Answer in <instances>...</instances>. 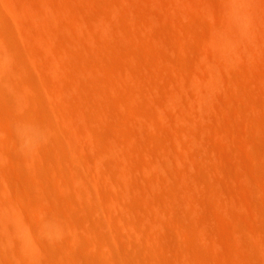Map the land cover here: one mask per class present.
<instances>
[{
    "label": "bare ground",
    "instance_id": "bare-ground-1",
    "mask_svg": "<svg viewBox=\"0 0 264 264\" xmlns=\"http://www.w3.org/2000/svg\"><path fill=\"white\" fill-rule=\"evenodd\" d=\"M171 1L209 30L142 80L125 3L0 0V264H264V0Z\"/></svg>",
    "mask_w": 264,
    "mask_h": 264
},
{
    "label": "rangeland",
    "instance_id": "rangeland-1",
    "mask_svg": "<svg viewBox=\"0 0 264 264\" xmlns=\"http://www.w3.org/2000/svg\"><path fill=\"white\" fill-rule=\"evenodd\" d=\"M112 1L117 2L120 5H123L125 3L124 6L126 4L128 5V3L125 0H112ZM134 1L135 2H132V4L134 3L133 4L134 6L136 4L137 6L136 10L138 11L140 9L141 11L137 12L135 9H133L136 8V6L134 7L133 5H130L129 6L130 11H127V9L129 10V8L125 6L124 9L116 11L117 13L115 12L116 14L115 17L121 20L123 26H125L128 30H133L135 32L138 31L137 34L120 33L117 35L120 45L123 46V49L118 48L117 46L114 47L112 46L111 52L113 56L111 57L116 62L122 65L129 66L131 69H133L136 72L139 78L145 80L151 74V70H152L151 64H155V65L158 64L165 65L168 63L179 64L184 59L183 53L185 51H193V52L199 51L203 39L201 38V36L203 33H204L203 36L205 34L207 35L209 29L207 28V26L205 27L204 24L203 25L201 24V26L199 25L200 27L197 26V28H199L200 30L199 29H198L199 31L196 29L195 30L198 33L200 32V34L202 33L201 36L199 35L200 36L199 38L196 36V34L188 33V30L186 29V24L190 21V18H188L186 14L188 12L191 13V11L194 9L191 8V3L186 2L184 3L185 5L183 7H178L174 5L171 0H134ZM154 1H156L157 3L156 2L154 3ZM195 1H199L197 3L198 5L199 4L203 5L204 3H208V0H195ZM210 1L211 0H209L207 6H210L211 4L213 5L214 3H215L214 5H216L218 2V0H212L211 3ZM129 4H131V2ZM123 10H126L128 13L131 12L134 14L131 13L128 14L125 11L122 12ZM142 10L144 11V13L142 14L143 17L141 15ZM166 10L171 11L173 15L171 17L172 19L168 18L166 14ZM132 11H136V12H132ZM145 14L154 16L155 21L154 22L151 21L149 15L148 17L147 15L146 17H144ZM198 24L200 23L198 22ZM194 26L196 27V22ZM202 28L206 32L203 31ZM150 32H156V33L146 34ZM206 35L204 36V38L206 37ZM123 51H125L124 54ZM106 53L104 55H106ZM132 53L141 54V59L139 62H141L143 65H140L138 63L136 57L131 55ZM106 57L110 58V55L107 54ZM263 60L262 62H264ZM191 62L193 65L197 64L196 56H193L191 58ZM261 68L264 70L263 66ZM128 84L130 89L139 90L145 87L146 82L137 83L133 79H128ZM251 128L255 129V125L251 124ZM225 142L226 141H223L224 144H228V145L230 144L229 147L231 146V152L233 151L235 153H232L230 155V151L227 149L222 150L215 146H210V148L213 150L212 152V150L210 149L212 154H215L217 157H225L227 160L230 161L232 165L235 162V160L232 157L234 154H240L248 160L247 156L249 150L246 145L232 141H230V143H228V141L226 143ZM232 143H234V145ZM236 151L239 152L236 153ZM208 167L207 169L216 178L219 179L221 177V173L218 172V170H216L214 166L209 164ZM259 172H262L263 175L260 176ZM259 172L256 179L254 180L255 183L258 185L261 182L262 184H264V170L262 171L259 170ZM234 180H235L234 182H231L232 180H230L227 183V186L236 195V206L241 208V209L238 208V210L239 211L241 210L242 212L245 209L244 210L245 212L243 211L242 213H244L248 217H253L254 212L248 209L247 207H246L247 209L244 208L242 203H240V200H243L245 198V194L241 190L239 182L236 179ZM262 204H264V202ZM239 205H241V207Z\"/></svg>",
    "mask_w": 264,
    "mask_h": 264
}]
</instances>
